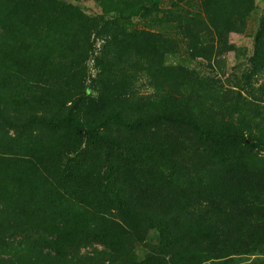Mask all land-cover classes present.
I'll use <instances>...</instances> for the list:
<instances>
[{
	"label": "trees",
	"instance_id": "trees-1",
	"mask_svg": "<svg viewBox=\"0 0 264 264\" xmlns=\"http://www.w3.org/2000/svg\"><path fill=\"white\" fill-rule=\"evenodd\" d=\"M97 2L0 0V264H264L256 0Z\"/></svg>",
	"mask_w": 264,
	"mask_h": 264
},
{
	"label": "rangeland",
	"instance_id": "rangeland-1",
	"mask_svg": "<svg viewBox=\"0 0 264 264\" xmlns=\"http://www.w3.org/2000/svg\"><path fill=\"white\" fill-rule=\"evenodd\" d=\"M65 3H69L78 7L82 12L87 14L90 17H101L102 11L100 4L97 0H62ZM166 4V3H165ZM163 6H166V5ZM183 11H188L189 13H198L200 12V2L199 0H191L189 5H181ZM264 16V0H256L255 11L250 15L246 21V27L244 32L241 35L232 34L229 37V41L235 49H238L237 53H229L224 57L225 66L221 69H215L214 73L223 72L225 78H234L239 77L241 73L246 72L250 68L249 60L252 58L254 53V37L256 31L259 27L260 21ZM106 19H109L107 17ZM131 26L137 30H146L148 29V22L141 21L139 19L133 20ZM96 49L99 50L102 46L103 40H94ZM89 71L91 75H95L96 67L94 62L89 63ZM206 71V70H205ZM207 72V71H206ZM139 83L144 85V89L141 90L143 95L151 94L152 90L148 86L147 81L149 80L146 73L137 75ZM261 81V80H260ZM264 156L263 154H260Z\"/></svg>",
	"mask_w": 264,
	"mask_h": 264
}]
</instances>
